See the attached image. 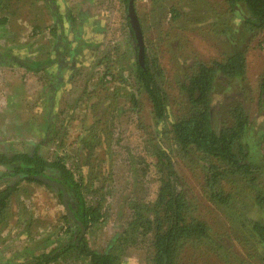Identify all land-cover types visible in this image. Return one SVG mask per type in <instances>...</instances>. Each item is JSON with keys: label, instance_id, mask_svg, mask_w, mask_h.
Segmentation results:
<instances>
[{"label": "rangeland", "instance_id": "obj_1", "mask_svg": "<svg viewBox=\"0 0 264 264\" xmlns=\"http://www.w3.org/2000/svg\"><path fill=\"white\" fill-rule=\"evenodd\" d=\"M183 2L186 21L181 18L175 26L167 27V18L157 23L159 8L165 0L155 5L152 0H135L143 45L149 58L157 57L162 70L159 77L171 101V117L185 109L182 103H177V80L183 79L187 68L195 61L219 56V40H222L219 33L213 30L208 33L210 24L200 17L209 13L208 6L219 10L220 0ZM52 6H56L63 19L57 30H51ZM193 8L198 10L197 22L191 20ZM66 13L73 18V23L68 21ZM211 14L210 21L219 19ZM126 15L120 0H51L50 3L0 0L1 52L14 48L21 54H28L32 60L43 61L54 51L55 43L57 55L51 65L36 72L19 67L15 61H11L15 66L0 65V150L26 151L29 147L49 160L62 156L76 177L80 173L88 179L98 172L100 180L95 184L103 183L105 191L109 192L101 203L106 214L102 223H96L85 233L89 246L97 249H107L108 239L122 230L131 211V198L149 199L156 190L154 167L150 165L143 173L142 147L149 143V137L137 128L138 116L147 130L153 132V142L166 143L160 130L169 123L168 120L162 125L155 123L145 95L137 93L128 75V68L130 65L134 68L136 62L137 45L126 23ZM58 37L61 38L56 43ZM80 37L88 40L89 46L84 45L68 66V49L77 46ZM65 45L68 48L63 52ZM248 47L246 83L253 87L264 67V45L255 38ZM104 63L109 67L111 81L101 86L100 80H106L101 78ZM120 74L125 78L122 82ZM132 92L142 104V112L137 113L135 107H130L128 95ZM245 104L251 113L255 111L252 97L250 101L245 100ZM96 135L100 141L105 140L98 149L91 151L84 143L91 142L89 140ZM174 162L185 182L184 188L194 197L199 196L201 171L190 170L180 157ZM17 188L10 195L5 216L0 221V264L29 262L43 246L47 244L44 249L47 250L57 244L51 241L61 239L62 199L53 189L35 182L21 181ZM197 199L203 204V212L207 211L213 230L223 238L222 256L228 247L237 251L238 242L230 239L226 231L229 214L237 218L233 209L215 207L202 197ZM147 257V241L132 243L121 255L125 264H147ZM207 259L211 264L210 257ZM62 264L83 263L71 259ZM219 264H225L220 256Z\"/></svg>", "mask_w": 264, "mask_h": 264}, {"label": "trees", "instance_id": "obj_2", "mask_svg": "<svg viewBox=\"0 0 264 264\" xmlns=\"http://www.w3.org/2000/svg\"><path fill=\"white\" fill-rule=\"evenodd\" d=\"M44 1L50 3L51 0ZM120 1L126 13L130 3L135 12V0ZM158 1L161 0H152V4ZM183 1L165 0L159 8L157 23L167 18V27H172L181 22V18L186 21ZM188 4L192 5L191 2ZM207 10L209 13L200 17L210 24L208 33L213 30L222 39L219 40V56L195 61L187 68L183 79L177 80V103H182L185 109L174 117L169 109V94L159 77L162 70L156 55L149 58L143 45V60L140 62L136 46V62L134 68L131 65L128 68V75L137 93L145 95L155 123L162 125L167 120L169 123L160 130L166 143L153 142V132L147 130L138 116L137 128L149 137V143L142 147L143 173L150 165L154 167L156 190L149 199L131 198V211L120 233L108 239L107 249L91 248L85 237L92 226L102 223L106 214L101 203L109 192L105 191L103 183L95 184L100 180L96 175L98 172L88 179L80 173L76 177L62 156L49 160L32 148L0 153V162L7 166L6 170H0V179L18 177L17 181L0 189V221L5 216L10 195L18 190L21 181L53 189L64 206V213L60 216L63 223L59 229L61 239L51 241L57 244L47 250H44L47 244L43 246L40 253L24 264H62L71 259L83 264H125L121 259L123 251L139 241H147V264H208V257L211 264H219V256L225 264H264V67L253 87L246 83L248 46L255 38L264 45V0H220L219 10L210 6ZM191 11V20L197 22L198 10L193 8ZM51 12V30H57L62 25V15L56 6L51 7ZM211 12L219 19L210 21ZM66 17L73 23L69 13ZM125 18L136 41L128 15ZM137 20L141 27L140 20ZM217 23L219 30L215 26ZM140 31L142 37L141 28ZM60 38L55 42L58 43ZM78 41L79 44L76 42L77 46L70 49L68 66L73 63L74 55L82 52L84 45L89 46L88 40L82 37ZM53 46L54 51L43 61L32 60L31 56L14 48L0 51V65L15 66L11 62L15 61L26 70L45 69L57 59L56 44ZM67 46L62 47L63 52ZM101 66L105 75L101 78H106L100 80L103 86L104 82L111 81V73L107 64ZM119 76L121 82L124 81L122 74ZM115 94L113 92L112 96ZM250 96L255 103L253 113L244 105L245 100L250 101ZM128 101L137 113L142 112V104L135 93L128 95ZM99 138L93 136L91 142L84 144L93 151L105 140ZM178 157L190 170L201 171L199 196L194 197L184 188L183 177L174 165V159ZM39 176L58 182L63 190ZM197 197L215 207L233 209L237 218L229 214L226 231L230 239L238 242L237 251L228 247L222 256L223 238L213 230L208 213L203 212V204Z\"/></svg>", "mask_w": 264, "mask_h": 264}, {"label": "water", "instance_id": "obj_3", "mask_svg": "<svg viewBox=\"0 0 264 264\" xmlns=\"http://www.w3.org/2000/svg\"><path fill=\"white\" fill-rule=\"evenodd\" d=\"M127 14H128L129 20H130V24H131V26L133 27V29L135 31L136 43H137V46H138V58H139V61L142 62V60H143V42H142V39H141V31H140V28L138 26V22H137L138 20H137V17L135 15V12L133 10V6H132L131 3L128 6ZM39 178L44 180L47 183H50L53 186H57V187H61L62 188V186L59 183H56V182L51 181V180H48V179L44 178L43 176H39ZM62 190H63V188H62ZM64 205L66 207L65 202H64Z\"/></svg>", "mask_w": 264, "mask_h": 264}, {"label": "flooded vegetation", "instance_id": "obj_4", "mask_svg": "<svg viewBox=\"0 0 264 264\" xmlns=\"http://www.w3.org/2000/svg\"><path fill=\"white\" fill-rule=\"evenodd\" d=\"M138 22V21H137ZM138 26H139V28H141L140 27V25H139V22H138ZM141 39H142V37H141ZM136 45H137V43H136ZM7 50V49H6ZM8 50H10V49H8ZM69 50V53H70V49H68ZM68 53V54H69ZM6 150H10V149H7V148H3L2 150H0V153L1 152H5ZM30 150V148L28 147V149H26V151H29ZM18 151V150H17ZM0 167L2 168L1 170H6V165L5 164H2L1 162H0ZM17 178L18 177H14V176H11V177H2L1 179H0V182H3L2 183V185H3V187L6 185V184H8V183H11V182H13V181H17ZM46 179H48V178H46ZM48 180H51V179H48ZM51 181H54V180H51ZM54 182H56V181H54ZM56 183H58V182H56ZM3 187H0V189L1 188H3Z\"/></svg>", "mask_w": 264, "mask_h": 264}]
</instances>
